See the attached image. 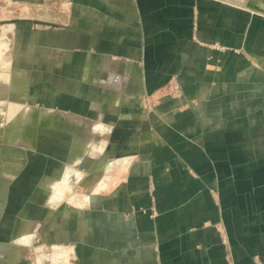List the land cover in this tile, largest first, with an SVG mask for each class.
<instances>
[{
	"label": "crops",
	"instance_id": "crops-1",
	"mask_svg": "<svg viewBox=\"0 0 264 264\" xmlns=\"http://www.w3.org/2000/svg\"><path fill=\"white\" fill-rule=\"evenodd\" d=\"M66 5L60 29L45 31L43 83L55 70V84L77 86L68 97L82 103L62 107L59 126L109 133L87 179L105 184L88 204L58 208L89 174L67 166L46 187L42 222L1 205L0 264H38L31 244L51 249L39 264H264V0ZM37 64L13 79L28 100ZM28 108L8 127L25 145Z\"/></svg>",
	"mask_w": 264,
	"mask_h": 264
},
{
	"label": "rangeland",
	"instance_id": "rangeland-1",
	"mask_svg": "<svg viewBox=\"0 0 264 264\" xmlns=\"http://www.w3.org/2000/svg\"><path fill=\"white\" fill-rule=\"evenodd\" d=\"M67 9L66 0H0V211L1 205L6 208L12 207L13 203L15 208L20 206L21 211L31 209V217H36L38 222L43 221L44 214L41 213V209L48 201L46 187L51 183L55 190L61 175L57 174L64 171L67 166L89 174H83L84 178L74 184L71 181L60 191L59 198L55 199L58 208L88 204L92 194L102 189L105 184L102 179L89 183L87 179L92 175V155L99 152L101 144L108 140L109 133L98 128L59 126L58 121L60 124L64 122L60 117L62 107L76 108L78 103L79 105L82 103L68 97L77 86L55 84L56 80L60 81L57 76L61 75L55 70L53 76L57 78L53 77V85L43 83L46 70L43 67L45 54L41 46L45 44V31L60 29L61 13ZM52 35H49V38L50 36L60 38V33ZM35 59L38 61L35 86L37 97L28 100L19 93V91L27 93L25 92L27 88L15 86L13 79L18 76L17 67L28 68L30 60ZM169 88L170 93H175L178 86L169 84ZM50 89L56 94L53 98L48 93L46 95ZM80 90L85 91L86 96L93 95L92 89L88 86H81ZM20 96L21 99L18 100ZM28 107H31V121L34 124L32 127L36 128L28 126L22 128L23 135L25 133L27 138L28 135L31 136V144L25 145L12 141L13 138L8 136L10 132L8 127L16 120L18 124L21 118L28 119ZM53 122L54 125L51 126ZM93 129L96 131L93 132ZM107 149L109 147L106 151ZM77 159L82 161L78 166L73 165V160L76 162ZM35 207L37 212L32 214ZM27 247L33 249L30 251L24 249L29 251L27 256L36 258L38 264L44 252H51V249L40 248L39 245L35 249L32 244Z\"/></svg>",
	"mask_w": 264,
	"mask_h": 264
}]
</instances>
